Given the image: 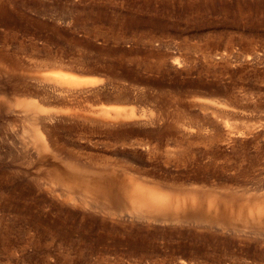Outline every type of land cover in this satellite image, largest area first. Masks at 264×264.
<instances>
[{"label":"rangeland","instance_id":"1","mask_svg":"<svg viewBox=\"0 0 264 264\" xmlns=\"http://www.w3.org/2000/svg\"><path fill=\"white\" fill-rule=\"evenodd\" d=\"M145 1L0 0V264H264V0Z\"/></svg>","mask_w":264,"mask_h":264},{"label":"bare ground","instance_id":"2","mask_svg":"<svg viewBox=\"0 0 264 264\" xmlns=\"http://www.w3.org/2000/svg\"><path fill=\"white\" fill-rule=\"evenodd\" d=\"M147 1H145V2H147ZM256 1H260V0H256ZM195 2H201V3L205 4V3L211 2V0H202V1L195 0L192 3H195ZM204 6H206V4ZM223 7H225V6H223ZM236 11L239 12V13L242 12L241 10H236ZM8 16H9L8 10L5 9V8H3V4H2L1 7H0V22H3L4 24L9 25L10 22H9ZM134 21L135 22H142L143 20H142V17L141 16L136 17V19H134L132 17L131 18V22H134ZM152 25L153 26H157L158 23L154 21V22H152ZM0 67H1V65H0ZM0 73H3V72H0ZM72 83L74 84L75 82H72ZM74 85H77V84H74ZM21 103L23 104V102H21ZM24 105L26 106V103H24L23 106ZM27 106L30 109H32V110H35L36 109V107H34L32 104H27ZM40 146H42V145H40ZM43 147H44V145H43ZM60 172H61V176H63V179L66 178V177L69 179V181H67V182H65V181L61 182V183H64V185L66 187H68V186L75 187V189H78L84 195L88 196L90 199H92L96 203H100V204H103V205H108V204H112V203H115V202L117 203V199L114 196H111L110 193H109V191H108L109 184H110V181H109L110 176H109V174H106V173L101 172V171H94L92 168H89L88 166H79V165L76 166V167H74L73 169L72 168H70V169H62V170H60ZM175 185H177V184H175ZM263 188H264V186H263ZM256 189H258V188L256 187ZM73 192H75V191H73ZM143 194H145V193H138L137 195H132L131 193H129V194L127 193V196L125 197L124 200L127 202L128 206L131 209L140 211L142 213H145L147 216H150L151 218L152 217L153 218H159V219L164 218V219H169V220H176L178 222H181L182 221V219H181L182 217L179 215V212H181V211L179 210V212H178V210L176 209L177 207L170 206L167 199L161 197V195H156L154 193L153 194L152 193H149V195L147 197H145ZM67 200H69V199H67ZM200 203L202 204V202H200ZM201 209H200V211H201ZM262 209H263V207H262ZM261 213H263V212H261ZM186 214H189V213H186ZM115 216H116V214H115ZM133 219H135V218H133ZM214 221L216 222V220H214ZM231 221L232 220H229L228 223H231ZM37 222H39V221H37ZM210 222L215 223L213 221H210ZM191 235H195V233H192ZM183 249L185 251H187L186 248H183ZM182 253L184 255L186 254L185 252H182ZM191 255H193V254H191Z\"/></svg>","mask_w":264,"mask_h":264}]
</instances>
